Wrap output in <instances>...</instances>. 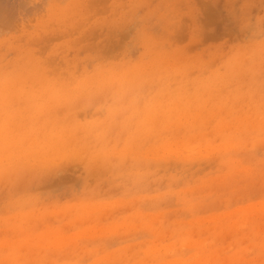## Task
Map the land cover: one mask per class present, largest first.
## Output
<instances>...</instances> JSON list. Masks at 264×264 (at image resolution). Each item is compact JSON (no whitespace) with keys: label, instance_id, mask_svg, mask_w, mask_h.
<instances>
[{"label":"rangeland","instance_id":"rangeland-1","mask_svg":"<svg viewBox=\"0 0 264 264\" xmlns=\"http://www.w3.org/2000/svg\"><path fill=\"white\" fill-rule=\"evenodd\" d=\"M58 2L0 38V264H264V0Z\"/></svg>","mask_w":264,"mask_h":264},{"label":"bare ground","instance_id":"bare-ground-1","mask_svg":"<svg viewBox=\"0 0 264 264\" xmlns=\"http://www.w3.org/2000/svg\"><path fill=\"white\" fill-rule=\"evenodd\" d=\"M61 1V0H60ZM68 4V3H67ZM66 5V4H65ZM70 7H72V4H68V5H66L65 7L64 6H61V3L60 2H58V0H36L35 2H33V0H0V38L1 37H3V36H5L7 33L6 32H12V31H14V30H16L19 26H23L26 22H28L29 20H30V18L32 17V16H37V17H40V18H42L41 20H43V18L44 17H46V19H45V21L46 22H50L51 20H53V19H55L56 17H58V15H59V13H60V11L63 9V11L65 12L66 10H67V8H70ZM92 8V7H91ZM63 11H61V12H63ZM91 31V30H90ZM47 33V32H46ZM90 34V33H89ZM110 34V33H109ZM108 34V35H109ZM38 35V34H37ZM36 34H32V37L33 38H35L36 36H37ZM57 35L58 34H56L54 37H53V39L52 40H54L55 39V37H57ZM86 35V34H85ZM29 36V35H28ZM50 36H53V35H50ZM81 36V35H80ZM87 37H88V35H87ZM112 37H113V35H112ZM94 39H96V34L95 33H93L90 37H89V42H91L92 40H94ZM36 40V39H35ZM49 40V39H48ZM52 40H50V41H52ZM86 40H88V39H86ZM2 41V40H1ZM46 41V40H45ZM47 42V41H46ZM46 42H44V43H46ZM48 43H50V42H48ZM13 45V44H12ZM11 47V46H10ZM21 47H22V45H21ZM91 47V48H90ZM24 48V47H23ZM23 48H21V49H23ZM89 48L91 49V50H94V46L93 45H90L89 46ZM19 49V48H18ZM96 50V49H95ZM14 51V50H13ZM21 51H23L22 52V54L23 55H26V56H28V57H30V49H29V47H27V48H25V50H21ZM18 52H19V50H18ZM95 53H97V52H95ZM19 55V54H18ZM26 56H24L25 58H26ZM27 57V58H28ZM13 59H14V57H12ZM15 60V59H14ZM22 60V59H21ZM31 60H32V57H31ZM9 61V60H8ZM26 61V60H25ZM28 59H27V63H28ZM17 62H18V60H17ZM20 62V61H19ZM18 62V63H19ZM24 62V61H23ZM30 62V61H29ZM34 62V61H33ZM32 62V63H33ZM11 63V62H10ZM26 63V62H25ZM2 64V63H1ZM8 64V63H7ZM14 64V63H13ZM24 64V63H23ZM156 64V63H155ZM12 65V64H11ZM30 65V64H29ZM33 65H34V63H33ZM1 66V65H0ZM13 66V65H12ZM19 66V65H18ZM126 66V65H125ZM2 67H4V66H2ZM23 69H25L26 67H25V65H23ZM30 67V66H29ZM9 68H11V67H9ZM18 68V67H17ZM8 69V68H7ZM31 69V68H30ZM163 69V68H162ZM9 70V69H8ZM20 71H21V67H20V69H19ZM28 70V69H27ZM32 70V69H31ZM36 70V69H35ZM18 71V70H17ZM20 71H19V73H20ZM25 71V70H24ZM117 71V70H116ZM5 72V71H4ZM31 72V71H30ZM22 73V72H21ZM29 73V72H28ZM28 73H27V76H28ZM131 73V72H130ZM152 73V72H151ZM1 74H3V72L1 73ZM0 74V75H1ZM33 74V73H32ZM102 74V73H101ZM109 74V73H108ZM16 75V74H15ZM75 75V74H74ZM3 76V75H2ZM17 76V75H16ZM153 76V75H152ZM156 76V75H155ZM238 76V75H237ZM8 77H10V76H8ZM17 77H19V75L17 76ZM16 77V78H17ZM23 78H24V75L22 76ZM26 77V76H25ZM103 77V76H102ZM105 77V76H104ZM2 78V77H1ZM11 78V77H10ZM30 78V77H29ZM32 78V77H31ZM115 78V77H114ZM5 79V78H4ZM12 79V78H11ZM110 79V78H109ZM138 79V78H137ZM13 80V79H12ZM20 80V79H19ZM159 80H161V79H159ZM27 81V80H26ZM30 81V80H29ZM129 81V80H128ZM148 81V80H147ZM31 82V81H30ZM111 82V81H110ZM133 82V81H132ZM18 83V82H17ZM37 83V82H36ZM39 83V82H38ZM125 83V82H124ZM15 84V83H14ZM20 84V83H19ZM92 84V83H91ZM94 84V83H93ZM106 84V83H105ZM203 84V83H202ZM30 85V84H29ZM86 85V84H85ZM95 85V84H94ZM115 85V84H114ZM88 86V85H87ZM205 86V85H204ZM207 86V85H206ZM13 87V86H12ZM15 87V86H14ZM33 87V86H32ZM90 87V86H89ZM10 88V87H9ZM9 88H6V89H9ZM16 88V87H15ZM5 89V88H4ZM12 89V88H11ZM14 89V88H13ZM84 89H86V88H84ZM3 90V89H2ZM10 90V89H9ZM8 90V92H11V91H9ZM90 90V89H89ZM14 91V90H13ZM16 91H17V89H16ZM87 91V90H86ZM0 92H4L5 93V91L3 90V91H0ZM30 92V91H29ZM43 92V91H42ZM93 92V91H92ZM95 93V92H94ZM10 94H12V93H10ZM84 94H86V93H84ZM88 94V93H87ZM3 95V94H2ZM8 95V94H7ZM23 95V94H22ZM8 96H10V95H8ZM88 96V95H87ZM101 96V95H100ZM20 97V96H19ZM66 97V96H65ZM82 97H84V95L82 96ZM10 98V97H9ZM86 98V97H85ZM10 100H11V98H10ZM36 100V99H35ZM6 101V100H5ZM12 101V100H11ZM10 101V102H11ZM108 101V100H107ZM9 102V103H10ZM37 102V101H36ZM14 104V103H13ZM2 105V104H1ZM11 105V104H10ZM125 105V104H124ZM123 105V106H124ZM7 106V105H6ZM3 107V106H2ZM9 107V106H8ZM10 108V107H9ZM9 108H7V107H5V109H9ZM12 109V108H11ZM57 109V108H56ZM148 110V109H147ZM27 112V111H26ZM113 112V111H112ZM22 113V112H21ZM127 113V112H126ZM204 113V112H203ZM254 114V113H253ZM26 115V114H25ZM28 115V114H27ZM217 115V114H216ZM13 116V115H12ZM17 116H18V114H17ZM122 116V115H121ZM181 116V115H180ZM202 116V115H201ZM222 116V115H221ZM188 117V116H187ZM28 118V117H27ZM189 118V117H188ZM34 119V118H33ZM12 120V119H11ZM10 120V121H11ZM27 120V119H26ZM9 121V122H10ZM15 121V120H14ZM130 121V120H129ZM13 122V121H12ZM41 123V122H40ZM10 124V123H9ZM8 124V125H9ZM17 124V123H16ZM13 126H15V125H13ZM51 126H53V125H51ZM103 126V125H102ZM57 128V127H56ZM8 130H9V128H7ZM6 129V130H7ZM97 129H99L98 127H97ZM111 129V128H110ZM47 130V129H46ZM53 130V129H52ZM13 131H15V130H13ZM54 131V130H53ZM137 131V130H136ZM2 132H3V129H2ZM64 132V131H63ZM11 133V132H10ZM19 133H20V135H21V132L19 131ZM113 133V132H112ZM5 134V133H4ZM7 134V133H6ZM36 134V133H35ZM19 135V134H18ZM24 135H27V134H24ZM13 136H14V134H13ZM17 135H15V137H16ZM57 136V135H56ZM30 137H32V136H30ZM64 137V136H63ZM208 137V136H207ZM210 137V136H209ZM6 138H8V137H6ZM67 138V137H66ZM3 139V138H2ZM8 139H10V138H8ZM14 140V139H13ZM53 140V139H52ZM67 140V139H66ZM71 140V139H70ZM120 140V139H119ZM0 141H2L1 139H0ZM33 141V140H32ZM54 142H55V140H53ZM13 142V141H12ZM57 142H60V141H57ZM1 143V142H0ZM26 143V142H25ZM29 143V142H28ZM27 143V144H28ZM61 143V142H60ZM48 144V143H47ZM18 145H19V143H18ZM60 145V144H59ZM24 146V145H23ZM26 146V145H25ZM61 146V145H60ZM76 146H78V145H76ZM33 147V146H32ZM40 147V146H39ZM66 147H68V146H66ZM230 147V146H229ZM69 148H71V147H69ZM117 148V147H116ZM232 148V147H231ZM12 149V148H11ZM92 149V148H91ZM201 150V149H200ZM209 150V149H208ZM186 151V150H185ZM187 151H188V149H187ZM191 151V150H190ZM189 151V152H190ZM216 151V150H215ZM14 152V151H13ZM56 152V151H55ZM75 152V151H74ZM218 152V151H217ZM221 152V151H220ZM215 153V152H214ZM202 155V154H201ZM36 156V155H35ZM207 156V155H206ZM222 156V155H221ZM47 157H50V156H47ZM81 158V157H80ZM6 159V158H5ZM37 159V158H36ZM7 160V159H6ZM10 161H12V160H10ZM9 161V162H10ZM47 161V160H46ZM56 161V160H55ZM24 162V161H23ZM28 161H26V163H27ZM49 162V161H48ZM93 162V161H92ZM25 163V162H24ZM37 163V162H36ZM36 163H34V164H36ZM42 163H44V161L42 162ZM96 163V162H95ZM94 163V164H95ZM13 164V163H12ZM11 164V165H12ZM18 164H19V162H18ZM27 164H30V163H27ZM46 164H47V162H46ZM38 165V163L36 164V165H31V166H33V170H34V168L36 167ZM98 165V164H97ZM13 166H15V164L13 165ZM18 166V165H17ZM21 166V165H20ZM23 166V165H22ZM30 166V165H29ZM28 166V168L30 169V167ZM35 166V167H34ZM39 167H40V164L38 165ZM25 167V166H24ZM38 167V168H39ZM46 167V166H45ZM26 168V167H25ZM24 168V169H25ZM37 168V167H36ZM35 168V169H36ZM37 168V169H38ZM12 169H14V168H12ZM22 169V168H21ZM28 169V172L31 170H29ZM45 169V168H44ZM43 169V170H44ZM33 170H31L32 172H30V173H28V174H26V176L25 177H27V178H29V179H33V181L34 180H39L40 182L41 181H43L44 179H46V178H48V177H50V175L51 174H48V175H45V174H43L44 172H36V170L35 171H33ZM2 171V170H1ZM5 171V170H4ZM3 171V173H5ZM16 170H14V175L17 177V178H19V176L20 175H18L16 172H15ZM23 171V170H22ZM61 171V170H60ZM9 172V171H8ZM12 172V171H11ZM11 172H10V174H11ZM19 174H20V172H19ZM1 176H2V174H0ZM45 175V176H44ZM14 176V177H15ZM66 176V175H65ZM13 177V176H12ZM9 178H10V176H9ZM64 178V177H63ZM23 179H24V177H23ZM17 181H19V180H17ZM44 182V181H43ZM218 207V206H217ZM219 209V208H218ZM244 228V227H243ZM239 231V230H238ZM237 231V232H238ZM98 236V235H97ZM203 243V242H202ZM3 248V247H2ZM5 248V247H4ZM203 248V247H202ZM108 261V260H107ZM6 263H8V262H6Z\"/></svg>","mask_w":264,"mask_h":264}]
</instances>
